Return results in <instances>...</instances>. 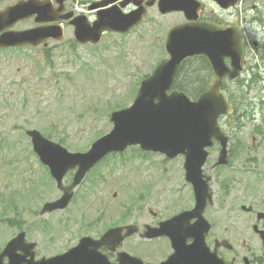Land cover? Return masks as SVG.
<instances>
[{"label":"rangeland","instance_id":"obj_1","mask_svg":"<svg viewBox=\"0 0 264 264\" xmlns=\"http://www.w3.org/2000/svg\"><path fill=\"white\" fill-rule=\"evenodd\" d=\"M13 1L0 0V7ZM254 5L259 7L260 18L264 17V0H243L240 9L253 16ZM209 9L220 13L211 2ZM152 16L165 22L156 13ZM242 22L249 31L254 29L253 24H245V17ZM143 35L154 36L155 32L144 27L127 35H108L96 46H71L66 40L47 50H0V250L25 231L27 240L38 244L37 258H49L74 247L82 237H96V231L106 226L132 222L154 225L158 219L151 211L163 219L194 206V195L184 179L183 157L169 160L160 154L143 152L138 156V151L128 150L95 166L76 189L66 210L40 215L45 202L60 198L61 192L33 152L26 131L37 130L73 153L88 151L113 129L112 112L133 104L141 81L154 72L162 59L163 50L143 39ZM257 40H263L262 34ZM256 64L255 60L250 65L243 99L238 103L242 115L254 107V117H241L244 127L235 124L230 129V123L226 124L233 147L229 166L212 168L219 149L211 151L206 172L213 178L215 197L206 216L218 224L222 221L220 234L239 244L238 255L253 259V254L264 264V245L251 229L256 218L249 215L246 224V214L239 210L256 199V212L264 213L258 203L264 204V199L255 198L261 191L264 194L262 177L259 181L254 175L264 170V140L259 138L264 137V79L258 78L253 68ZM259 130L263 134L255 135ZM254 135L257 142L251 141ZM240 147L247 150L238 156ZM251 156L257 161L251 162ZM115 192L119 194L117 198ZM235 208L243 213L238 216L240 225L226 220L227 213ZM128 210L131 215L124 217ZM236 237L251 246H243ZM167 248L170 246L166 241H144L138 236L123 246V250L152 263L170 254Z\"/></svg>","mask_w":264,"mask_h":264},{"label":"water","instance_id":"obj_2","mask_svg":"<svg viewBox=\"0 0 264 264\" xmlns=\"http://www.w3.org/2000/svg\"><path fill=\"white\" fill-rule=\"evenodd\" d=\"M238 1L216 0L225 9ZM174 2L161 0V12L166 14L184 9L173 6ZM188 5L190 9L194 6L191 3ZM145 13L141 10L124 17L112 15L110 20L105 19L108 18L105 15L95 27L73 22L75 37L81 44L96 45L101 42L105 31L128 33L141 23ZM34 15H37L36 21L39 23L52 20L47 4L35 0L0 10V49L37 47L52 37L63 39L52 27L22 32L11 30L18 21ZM190 19L196 17L191 16ZM243 55V45L236 29L206 22L176 27L169 33L164 59L153 74L141 82L133 105L112 114L110 121L113 130L95 141L89 151L71 153L39 131L29 130L27 135L32 139L35 154L49 168L57 187L63 192L58 200L45 203L40 214L44 216L65 210L87 173L111 153H122L129 147L139 146L143 151L161 153L170 159L184 155L186 178L195 190V208L160 223L159 227L146 225L140 237L146 240L170 239L174 252L160 264H225L218 258L217 250L211 252L206 243L210 225L204 213L208 202H213V194L209 187L211 178L204 176L203 166L209 156L207 149L213 147L214 141L222 146L215 166L227 163L228 139L218 127V120L234 110L222 91L223 81L226 75L230 79L239 75ZM192 58H207L218 77L214 87L195 102L178 90L169 94L184 63ZM225 58L231 59L233 71L226 67ZM70 171H76L73 182L64 186V177ZM193 220L195 223H191ZM139 232V227L134 225L111 228L100 239L83 237L77 246L66 253L40 260H36L37 244L28 242L26 233L21 232L0 252V264H145L140 258L119 251L127 238ZM190 239L193 240L192 244H188ZM227 244V241L221 243ZM103 249L117 253V262L112 263Z\"/></svg>","mask_w":264,"mask_h":264},{"label":"flooded vegetation","instance_id":"obj_3","mask_svg":"<svg viewBox=\"0 0 264 264\" xmlns=\"http://www.w3.org/2000/svg\"><path fill=\"white\" fill-rule=\"evenodd\" d=\"M25 1H30V0H14L12 3H10L9 6H15ZM35 1L39 3L45 2L47 4L48 9L50 11V18H52V20L39 23L36 21L37 16L34 15L28 19L18 21L12 29L14 31L21 32V31L32 30V29L39 28V27H53L58 32L57 35L63 36L64 37L63 41L68 40L71 46L78 44L77 41L75 40V25L72 22L81 23L83 25L90 26V27H95L101 21L102 18H105L104 17L105 15L108 16V18H105V19L110 20V17L112 15L124 17L130 13H133L136 10L138 11L146 10L147 15L145 16V18L143 19L140 25H138L136 28H134L127 34L131 32H135L138 29L140 28L142 29L145 27L148 32L150 33L155 32V35L154 36L143 35V39H146L152 42V44H155L156 46H158L159 50H163V51L166 45L168 34L171 31V29L177 26L190 24L194 22V21H190V19L188 18V15L196 16L198 22H212V23H219V24H227L231 26H238L243 36V40L245 44V59L243 62V73L241 77H244V78L247 77V74L251 71V67H250L251 63L256 60L257 61L256 67H253V68L254 69L255 68L257 69V67L262 68L261 71L260 70L258 71V74H260L259 76L260 78L264 79V76L261 75V73L264 72V17L260 18V16L257 14L258 8L256 7H253L255 15H253L252 17V20L255 25V29L254 31L249 33L247 32V30H245L241 26L239 22L235 24V22H237L239 18L237 11L230 12V10H228L227 12H225V10H223L221 14H216L214 10L209 9V3L211 2L210 0H190L192 1L193 5L197 7L196 9H193L191 12H190L189 5H188L189 3H191L189 0H175L176 6L182 7L184 9H182L181 11L176 10V11L169 12L166 14H163L159 11V0H35ZM152 1L154 3L152 5H149V3H151ZM7 6L8 5L2 6L0 7V9H4ZM153 13L157 14V16L159 17V20L164 19L165 22H163V24L162 22H158V20L152 16ZM66 16H69V17L66 18ZM155 20H157V25L155 23ZM147 24L148 26H145ZM157 26H160L158 30H157ZM127 34L106 31L102 35L101 43L104 42L105 38L108 35H127ZM261 34L263 36V40L259 41L257 40V38ZM63 41H59L58 38L52 37L48 39L40 47H42L44 50L45 49L47 50L52 45L54 46ZM205 62L208 65L207 73L210 75V78L212 79L213 75H212L210 66L207 61ZM230 91L231 89H229V92ZM258 134L261 135L260 132L256 131L255 135H258ZM255 135L251 138V141L253 142H257V137ZM259 138L263 139L262 136H260ZM255 148H256L255 151L257 152L258 146L256 145ZM231 149L232 148L230 147V150ZM245 150H247V148L244 147V149H242V147H240L239 149L240 153L238 154V156L241 154L242 151H245ZM118 155H121V154H118ZM249 159L253 163L257 161L255 156H251L249 157ZM254 175L257 179L259 178L258 179L259 181H260V177H262V180L260 182L264 183V170L263 169H260L258 172H255ZM73 176H74V172H70L66 176L65 185H69L72 182ZM262 187H261V190H262ZM258 190H256L255 193ZM118 195L119 194L116 193L115 194L116 197L115 196L114 197L117 198ZM255 198L257 199L260 198V200L264 199V194L262 193V191ZM255 200L251 202V205H248V208H252L250 211L245 210L243 208L244 205L240 206L241 209L239 210H242L243 213L246 214L245 217H247V219H245L244 221V223L246 224H248L249 222V219H248L249 215L252 216L251 218L256 217L257 215V213L255 212L256 211L255 210L256 203H254ZM258 203H260L264 208V204L262 202L259 201ZM243 213H239L238 210L235 208V210L230 212V214L227 213L228 216L226 220H230L229 222L232 221L233 223L239 224L240 220L238 216H241V214L243 215ZM151 214L155 216L156 219H158V222L154 224L153 226H158L161 221L172 217L171 216L168 218L161 219L158 213L151 211ZM130 215H131V210H128V212L124 214V217H129ZM208 219L211 223V231H210L209 237L207 238V241H208L209 246L211 247V250L212 251L217 250L220 258H222L226 262V264H243L245 257L238 255V252L236 251L235 243L233 244V242H231L229 238L222 236L223 234H220L222 233L220 229V225L222 221L218 224L215 222L213 218L212 219L208 218ZM129 224L138 225L136 224V222H132ZM124 225H128V224H121L119 226H124ZM145 225L146 224H144L143 226H139V225L138 226L141 228V230L144 231L143 227ZM110 226H106L102 230L96 231L95 238H100L107 231V229L114 227V226H111V227ZM225 228H226V231L229 230V228L227 227ZM229 233H231L230 230H229ZM255 235L258 237L257 234ZM222 237L227 238V240L230 241L229 242L230 244L228 246L225 245V246H221L218 249H216L218 242L226 240L225 238H222ZM236 239L239 241H243L241 237H236ZM159 240L166 241L168 242V244L170 243V240L168 238H161ZM192 242L193 240L190 239L188 241V244H191ZM243 244L244 246L247 245L245 242ZM170 245L171 244H169V246ZM104 250L108 253L109 258L112 261H116L117 255L115 253H110L106 249ZM167 250H169V248H167ZM168 256L169 254L164 256L163 259L161 258L156 263L165 261L168 258ZM256 257L257 256L255 255L253 256V259H251V263L261 264L258 262L260 260L257 261Z\"/></svg>","mask_w":264,"mask_h":264},{"label":"trees","instance_id":"obj_4","mask_svg":"<svg viewBox=\"0 0 264 264\" xmlns=\"http://www.w3.org/2000/svg\"><path fill=\"white\" fill-rule=\"evenodd\" d=\"M181 75H183V76H187L188 75V71H186L185 69L183 70V72H182V74ZM196 77H197V74H190L188 77H187V82H190L191 80H192V84H196L197 82V80H196ZM198 84H201V80H199V82H198ZM177 86H178V88L179 89H181V91H183V92H185L186 94H188V95H190V97L191 96H193L194 95V93H193V91H192V89L190 88V87H188V86H181V84L178 82L177 83ZM192 98H196V97H192Z\"/></svg>","mask_w":264,"mask_h":264}]
</instances>
